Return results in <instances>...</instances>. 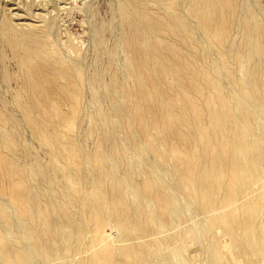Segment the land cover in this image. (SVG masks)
<instances>
[{
  "label": "rangeland",
  "instance_id": "374dc122",
  "mask_svg": "<svg viewBox=\"0 0 264 264\" xmlns=\"http://www.w3.org/2000/svg\"><path fill=\"white\" fill-rule=\"evenodd\" d=\"M122 1L0 0V153L16 172L12 186L27 188L30 196L20 207L0 190V264H264V93L256 92L264 75V37L241 32L251 27L252 15L264 26V0H239L230 46L235 56L199 31L190 0L132 5L157 22L170 16L171 26L159 24L163 30L153 39L168 40L183 64L193 69L195 58L172 35L184 36L193 52L211 55L210 67L192 70L205 91L195 106L211 110L189 114L204 126L192 151L170 143L169 131L155 128L150 118L144 121L153 135L148 139L134 120L128 132L119 113L111 112L130 104L132 114L145 111L120 87L125 80L134 92L147 88L134 77L137 60L123 45ZM9 24L40 30L54 63L81 62L83 112L68 114L67 101L43 122L45 130L30 123ZM245 43L251 59L240 48ZM154 94L162 99L160 91ZM52 101L43 102L56 105ZM167 102L172 110L189 111L170 96ZM37 104L43 116L45 107ZM105 111L109 117L102 119ZM226 134L232 138L225 141Z\"/></svg>",
  "mask_w": 264,
  "mask_h": 264
},
{
  "label": "bare ground",
  "instance_id": "6f19581e",
  "mask_svg": "<svg viewBox=\"0 0 264 264\" xmlns=\"http://www.w3.org/2000/svg\"><path fill=\"white\" fill-rule=\"evenodd\" d=\"M158 1L164 4L169 0ZM137 4H140V0H123L121 3L125 21L123 33L126 34V39L123 45L130 60H137V66L133 69L134 77L139 80V83L145 84L147 88L145 89L141 86L139 90L134 92L127 87L129 84L125 80L120 83V87L125 89L126 92L133 93L135 97L134 99L140 101V106L144 107L145 111L138 108L132 114L133 109L131 110L130 104L128 110L122 108L123 106L120 107L119 105H116L115 109H112L111 112L119 113L124 121L125 127L128 125V122L134 120L138 124L137 127H139L142 135L148 139L153 135L150 134V130L148 132L144 121L145 119L150 118L155 128L162 130L166 129L169 131L167 139L170 140V143L176 142L186 150L192 151V147L195 144H198V137L203 131L204 126L202 123L203 121L200 123L196 122L189 116V114L191 110H194L197 114L201 113L200 108L204 107L200 104L196 105L200 107H196L194 100H201L205 94L202 85L195 81L194 72L192 70L200 71L203 64L210 67L212 64L211 55L207 50H197L193 52L189 42L183 43V40H187L183 36L186 34L181 33L183 38L172 35L173 39L187 47L185 48V54L195 58L196 64L193 69H191L186 63L183 64L181 62L182 60L177 59L176 57L178 56L173 54L174 49L168 45V40L159 44L153 39L154 33L160 34V31L163 30V27L159 26V24H164V27L166 28L171 26L170 16L165 19L166 21L163 20L157 22L153 13L148 14L145 10L143 12L133 10L132 5L137 6ZM238 4L239 0H190L192 16L197 19L196 26L200 28L199 31L203 30L213 39L220 40L222 53L227 56H235V50L230 48V46L233 30L237 23L236 18L239 11ZM142 15L146 17V22L144 24L139 21ZM253 17L254 15H252L250 22L251 27L246 28V26H244V30L241 29V32L243 31L244 33L245 29H248L247 32L250 31L254 35H256V33L262 34L264 37V26L254 24L256 19ZM180 21L181 23L185 22L183 19H180ZM6 32L8 35V42L19 62V68L21 71V93L26 97V102L23 106L27 110L26 112L30 123L32 125L37 124L38 130H45L43 122L52 119L54 112H57L58 105H63L67 101L69 102L67 105L68 114H73L75 110H81V112H83V109H81L80 106V77L83 73V69H81L80 66L81 62L77 61L66 67L54 63V61L47 58L49 53L43 49L41 44L42 33L33 26L26 24L24 26H16L9 24L6 26ZM196 44L199 46L201 43L196 42ZM240 48H243L242 52H245L244 54L248 59L252 58V53L246 43ZM188 67L191 70H189ZM204 69L202 71H204ZM253 70L255 71L256 69L253 68ZM262 73L264 74V65ZM170 77L171 81H169V83L168 79ZM262 79L263 80L260 81L262 82V85L260 86V89H257L259 92L256 90L257 93H264V75ZM116 85L119 86L118 83H116ZM252 86L253 84H251L250 88H253L254 90L255 87ZM154 90L161 92L162 99L154 94ZM214 94H216L222 102L224 96L220 94L219 86L217 85H214ZM167 96H170L171 102L179 101L181 106L182 104L189 105V111L187 112V110L181 109L182 107L172 110V107L167 102ZM49 99H53L52 102L57 106L50 102H43L48 101ZM37 100H39L45 107V114L43 116L41 111L38 110ZM222 103L227 105L226 101H223ZM204 109L205 111L203 112V115H206V113L211 115V110H208L207 107ZM107 112L109 111H105L101 116L102 119H107L109 117ZM231 117L232 113L229 109L226 118L230 119ZM110 126L109 129L114 131L115 125L112 127ZM129 127V125L126 127L128 132L130 131ZM111 135L112 134L110 133V136ZM231 138L230 134L224 136L225 141ZM101 143H103L105 149L108 147L107 142L101 141ZM58 145L59 144H56V146ZM109 147L115 151V148H113L112 145ZM98 155L104 156V154L101 153ZM18 174L22 175L20 170ZM14 175H16V172L11 169L9 162L6 161L3 154L0 153V190L3 193L9 194L11 198L18 202L20 207H22V200L24 201V199L30 197L29 190L27 188L20 189L18 186L13 187L12 177ZM1 178L4 179L5 182L1 181ZM123 208L125 207L123 206Z\"/></svg>",
  "mask_w": 264,
  "mask_h": 264
}]
</instances>
